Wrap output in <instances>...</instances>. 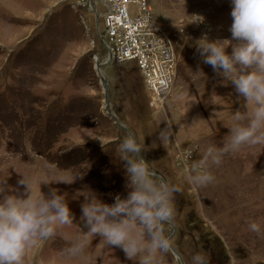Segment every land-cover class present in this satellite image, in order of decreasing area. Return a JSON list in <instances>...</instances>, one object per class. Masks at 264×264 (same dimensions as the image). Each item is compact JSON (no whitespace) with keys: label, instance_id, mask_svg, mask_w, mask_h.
I'll return each mask as SVG.
<instances>
[{"label":"rangeland","instance_id":"rangeland-1","mask_svg":"<svg viewBox=\"0 0 264 264\" xmlns=\"http://www.w3.org/2000/svg\"><path fill=\"white\" fill-rule=\"evenodd\" d=\"M147 1L176 40L175 75L162 110L149 106L135 62L101 70L112 111L142 145L140 155L181 189L173 195L171 245L184 264H192L197 252L209 255V264H229V257L235 264H264V235L248 228L255 221L264 229V148L244 146L226 155L211 168L214 182L198 194L177 163L180 150L195 148L198 159L207 146L224 143L232 114L245 110L244 98L203 62L196 45L203 37L229 40L226 51H231V0ZM96 7L104 12L99 3ZM128 11L137 15L133 3ZM197 17L202 19L192 21ZM103 29V17L96 25L95 14L76 0H0V176H5L0 198H24L25 178L34 196L39 189L46 197L53 190L64 195L73 218L42 247L29 248L23 264H136L99 235L88 238L81 255L66 252L87 231L81 219L87 192L112 204L117 194L123 198L129 191L124 162L115 157L128 134L107 113L95 71L106 58L98 37ZM166 126L172 129L171 143L163 146L158 133ZM49 168L54 174L45 176ZM75 176L70 183L40 184L44 178ZM172 226H167L171 233ZM162 264L180 262L169 251Z\"/></svg>","mask_w":264,"mask_h":264},{"label":"clouds","instance_id":"clouds-1","mask_svg":"<svg viewBox=\"0 0 264 264\" xmlns=\"http://www.w3.org/2000/svg\"><path fill=\"white\" fill-rule=\"evenodd\" d=\"M231 4L230 32L235 41L231 51H226L229 40L203 37L196 45L203 62L225 82L230 81L239 97L244 98L245 110L232 114L231 124L227 125L228 139L220 146H207L198 159H193L195 148L178 152L177 163L184 179L197 194L199 189L214 182L211 168L219 166L226 155L244 146L264 148V0H231ZM198 19L202 18L192 21ZM248 105L252 106L250 112ZM171 134L168 126L159 131L158 139L163 146L171 143ZM176 147L180 149L179 142ZM142 148L131 133L119 141L115 157L124 162L129 191L123 198L117 194L112 204L103 202L92 192L84 195L81 219L87 231L81 232L83 239L66 249L69 256L81 255L88 238L99 235L103 244L119 247L136 264H162L171 249L172 233L167 226L172 225L176 211L173 195L181 189L160 179L140 155ZM53 174L49 168L45 176ZM77 176L70 181L44 178L40 184L70 183ZM4 177L0 176V192L4 191ZM20 183L25 185L24 198L15 195L0 198V264H23L29 248L42 247L59 227L73 223L64 195L53 190L46 197L39 189V194L34 196L25 178ZM248 228L257 236L264 235V229L255 221L248 222ZM209 259V255L201 252L191 258L192 264H209ZM229 264H235V257H229Z\"/></svg>","mask_w":264,"mask_h":264},{"label":"built area","instance_id":"built-area-1","mask_svg":"<svg viewBox=\"0 0 264 264\" xmlns=\"http://www.w3.org/2000/svg\"><path fill=\"white\" fill-rule=\"evenodd\" d=\"M89 11L103 17L104 29L98 31L104 42L109 64L135 62L146 90L149 106L160 111L169 94L175 75L176 40L153 15L147 0H76ZM99 3L104 12H98ZM133 3L137 15L130 17L128 5Z\"/></svg>","mask_w":264,"mask_h":264},{"label":"water","instance_id":"water-1","mask_svg":"<svg viewBox=\"0 0 264 264\" xmlns=\"http://www.w3.org/2000/svg\"><path fill=\"white\" fill-rule=\"evenodd\" d=\"M87 9L89 10L88 6H87ZM91 12V11H90ZM93 14H95V21H96V25H97V22H98V16L96 15V13L94 11H92ZM101 44L104 45V42L102 39H99ZM110 63V57L107 58L106 61L104 62H99L95 65V71H96V74L101 82V85L103 87V92H104V105L105 107L107 108V112L109 114V116L111 118H113L114 122H116V124L118 126H120V128H122V130H124L127 134L130 133V131L128 130V128H126L123 124L120 123L118 117L116 116V114L114 112H111V106H110V103H109V100H108V83H107V80H106V77L103 75L102 73V70L101 68L104 66V65H107ZM160 179L163 180V178L157 174ZM172 226V225H170ZM175 232V228L172 226V235L174 234ZM170 251L174 254V256L179 260L180 264H184L182 258L180 257V254L178 253V251H176L172 245H171V249Z\"/></svg>","mask_w":264,"mask_h":264},{"label":"bare ground","instance_id":"bare-ground-1","mask_svg":"<svg viewBox=\"0 0 264 264\" xmlns=\"http://www.w3.org/2000/svg\"><path fill=\"white\" fill-rule=\"evenodd\" d=\"M105 108H106V107H105ZM106 111H108L107 108H106ZM111 112H113V111H112V108H111ZM107 113H108V112H107Z\"/></svg>","mask_w":264,"mask_h":264}]
</instances>
